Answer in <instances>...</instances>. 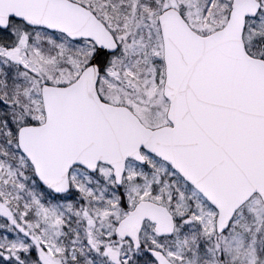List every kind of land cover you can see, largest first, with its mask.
Instances as JSON below:
<instances>
[{"label":"snow or ice","instance_id":"snow-or-ice-1","mask_svg":"<svg viewBox=\"0 0 264 264\" xmlns=\"http://www.w3.org/2000/svg\"><path fill=\"white\" fill-rule=\"evenodd\" d=\"M0 264H264V0H0Z\"/></svg>","mask_w":264,"mask_h":264}]
</instances>
